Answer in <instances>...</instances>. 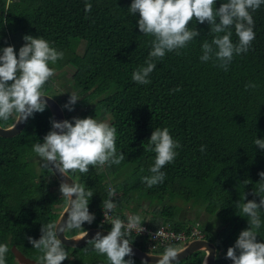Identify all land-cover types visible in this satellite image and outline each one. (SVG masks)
Returning a JSON list of instances; mask_svg holds the SVG:
<instances>
[{
    "label": "trees",
    "instance_id": "trees-1",
    "mask_svg": "<svg viewBox=\"0 0 264 264\" xmlns=\"http://www.w3.org/2000/svg\"><path fill=\"white\" fill-rule=\"evenodd\" d=\"M131 2L0 0V48L13 46L18 54L25 35L42 36L64 53L62 60L49 65L55 71L76 58L70 82L80 100L72 111L62 108L65 120L71 121L74 109H81L79 118L105 120L117 129L116 148L125 154V161L102 169L90 167L87 174L70 173L74 182L84 183L94 191L88 208L95 219L83 224V230H110V225L100 222L108 186L120 198L114 201L115 217L126 218L121 208L128 202L133 204L132 215L141 216L146 208L159 206L150 212L155 217L145 223L142 218V224L151 229L167 226L186 231L193 223L185 227L183 222H177L178 210L170 203L200 201L201 210L213 219L204 228H211L214 222L220 225L215 234L199 227L203 239L216 247L214 264H232L226 258L227 249L248 227L247 217L239 216L235 203H242L244 195L245 202H259L252 192L260 180L258 173L264 171V150L253 143L255 138L264 139V5L252 13L255 39L250 50L235 56L228 71L211 61H200L201 44L205 40L211 42L215 34L209 32L207 23L193 21L189 27L199 31L200 36L181 50V55L167 53L157 61L149 77L151 83L141 85L132 80V73L144 65L152 37L140 33L139 14L128 11ZM222 2L216 0L215 7L218 9ZM86 3L92 5L91 12H85ZM232 31L233 42H238L234 28ZM50 80L43 88L47 95ZM249 82L257 87L245 90ZM177 87L181 91H170ZM60 98L63 105L67 103L66 95ZM14 119L15 116L0 121V127H8ZM50 121L45 109L29 117L15 137H0V243L13 245L34 261L40 253L32 248L28 237L39 239L41 225L53 222V210L65 205L58 183L50 170L40 168L39 157L32 151V146L42 142L51 129ZM157 127H167L181 147L176 149L179 154L174 162L161 169L166 174L164 182L148 188L142 177L151 175L149 168L154 164L155 153L145 152L143 144ZM202 145L207 146L204 152L200 151ZM116 178L119 180L115 184ZM246 179L251 183H243ZM142 202H146L145 210L141 209ZM260 215L262 227L257 241L264 242V210ZM127 238L148 252L142 242ZM164 249L152 253L162 254ZM66 251L69 256L62 264H108L106 256L98 255L88 244ZM202 255L193 253L180 264H200ZM6 264H17L10 251Z\"/></svg>",
    "mask_w": 264,
    "mask_h": 264
},
{
    "label": "clouds",
    "instance_id": "clouds-1",
    "mask_svg": "<svg viewBox=\"0 0 264 264\" xmlns=\"http://www.w3.org/2000/svg\"><path fill=\"white\" fill-rule=\"evenodd\" d=\"M215 4L216 0H132L128 11L133 15L139 14L137 26L140 33L152 37L151 50L144 65L132 73V80L141 85L150 84L149 77L155 70L157 61L163 60L167 53L181 55V50L200 36L199 31L189 27L193 21L207 23L209 32L215 34L211 42L205 40L201 44L200 61H211L228 71L235 56L246 54L250 50L255 39L252 13L264 5V0H224L218 9ZM91 9L92 5L86 3L85 12H91ZM233 28L238 37V42L235 43L232 40ZM23 40L24 44L19 48L18 54L13 46L0 48V121H8L15 116L11 129H15L17 123L24 122L34 113L45 111L47 102L44 98L52 97L46 95L43 88L55 75V68L49 65H55L64 58L63 51L57 50L42 36L34 38L25 35ZM256 87L255 83L249 82L245 85V90ZM170 91L175 93L181 89L177 87ZM78 100L80 98L76 93H69V99L62 107L72 111V106ZM50 122L51 129L43 137V141L32 146V151L39 157L41 169L52 173L55 170L62 177L70 178V173L87 174L90 167L102 169L125 161V154L118 152L116 148L117 129L109 122L93 117H74L71 121ZM253 143L264 150V139L255 138ZM180 147L179 141L170 135L167 127H157L151 132L147 143L143 144L145 152L155 153L154 164L149 168L151 175L142 177V182L148 188L164 182L166 174L161 169L174 162L179 154L176 149ZM206 147L202 145L200 151L204 152ZM258 175L260 180L252 195L258 196L259 202L255 199L245 202L244 195L242 203H235L239 216L247 217L248 227L239 233L235 244L227 249L226 258L232 264H264V242L257 241L262 227L260 213L264 210V195H261L264 194V171ZM243 183L247 185L251 181L246 179ZM59 192L66 202L60 219L41 225L39 239L28 237L32 248L40 253L35 258L36 264H62L68 259L69 253L58 236L62 234L64 237L67 231L80 230L77 239H82L87 236L82 225L91 224L95 219L88 208L94 194L91 188L71 179V184L65 181L60 183ZM116 195L114 188L108 190V198L103 201L104 217H108L116 208L117 205L113 202ZM142 222V217L136 214L128 216L126 223L117 216L111 219L107 235L97 232L87 240V244L98 255L106 256L108 264H134L132 241L127 237L133 230L138 233L144 231ZM204 249L206 256L203 264H207L206 258L210 252ZM9 251L7 243H0V264H6ZM85 251L88 249L85 248ZM182 252V249L168 245L159 256L157 264H180L178 254ZM142 264L147 262L142 261Z\"/></svg>",
    "mask_w": 264,
    "mask_h": 264
},
{
    "label": "water",
    "instance_id": "water-1",
    "mask_svg": "<svg viewBox=\"0 0 264 264\" xmlns=\"http://www.w3.org/2000/svg\"><path fill=\"white\" fill-rule=\"evenodd\" d=\"M44 99L47 102L46 109L49 112L50 119L55 120V121L65 120L62 108L57 103V101H55L53 98L49 99L48 97H45ZM14 122H15V119L13 120L12 124ZM26 122L27 120L21 123H17L15 129H11L12 124L5 128L0 127V137L1 138L15 137L23 130ZM51 174L53 178L56 180V182L58 183V185H60L62 181H65L71 184V179H70L71 177L70 178L62 177L59 173L55 172V170H53V173L51 172ZM73 199H75V195H73ZM65 207H66V202H65L63 209L61 210V212L58 214L57 218L54 221H58L60 219ZM66 218H67V214H65L64 219ZM84 230L87 232V236L82 239H77V237L80 235V232L72 234L73 231H70L68 235H66V232H65L64 234L65 239L62 234L59 235L58 238L62 240V243H64L65 248L76 249V248H80L84 246L85 244H87V240L91 239L97 232H100L101 235L108 234L107 230L100 229V228H87ZM131 247L133 250L132 258L140 262L146 261L147 264H157L159 256L162 255V254H153V253L142 251L132 244H131ZM204 248H206L210 252V255L207 256L206 258L207 264H214L215 257H216V247L212 242L204 240V239L191 240V241H188L183 246L179 247V249H182L183 252L178 254V260L182 261L183 259H185L186 257H188L189 255L193 253L201 252L203 255H202L200 264H203V259L206 256V250ZM10 253L12 254L17 264H36L34 260H31L23 256L13 245L10 246Z\"/></svg>",
    "mask_w": 264,
    "mask_h": 264
},
{
    "label": "rangeland",
    "instance_id": "rangeland-1",
    "mask_svg": "<svg viewBox=\"0 0 264 264\" xmlns=\"http://www.w3.org/2000/svg\"><path fill=\"white\" fill-rule=\"evenodd\" d=\"M77 64V59L74 58L72 59L71 63L62 68L61 70H57L55 71V75L51 78L50 82H51V88L49 89V94L48 96H51L55 101L59 102V99H61V96H65L67 97V101L69 99V93H76L77 92L73 89V86L70 82V76L72 73V70L75 68ZM52 92V93H51ZM46 94V93H45ZM78 95V94H77ZM79 97V95H78ZM61 105V108H63V104L61 102H59ZM79 114H82V110H76L74 109V112L72 114V118H79ZM101 121H105V120H101ZM10 126V125H9ZM33 159L37 160L38 157H34ZM33 165L32 167H35V163L32 162ZM34 169V168H33ZM119 179L116 178V180L113 181V183H117ZM120 198H118V195L115 197V201L119 200ZM127 200V198H126ZM125 200V201H126ZM124 201V202H125ZM123 202V203H124ZM147 202V201H146ZM146 202H142L141 203V209L145 210V204ZM167 201H165L164 203H166ZM201 203L200 201L197 202H187V203H182L180 201H173L170 203L171 206L176 207L178 210V217H176V221L177 222H183V224L188 226L189 224L193 223V224H197L199 226H202V230L204 231H209L210 234H215L219 228L220 225L217 222H214L213 226L211 228H204L206 227V223H210L212 222V218H210L208 215H205L204 212L201 210L202 208L199 206ZM132 202H128L125 205H122L121 208V212L124 213L126 216H130L132 214H130L131 212V207H132ZM156 207V205L153 208H146L145 213L141 214V217L144 219V223L145 221H148L150 218L155 217L154 214H151L150 212ZM63 209V208H62ZM60 208H55L52 212V219L55 220L58 216V214L61 212ZM156 209H159V206L156 207ZM143 215V216H142ZM191 224V225H193ZM145 225V224H144ZM201 229V228H200ZM73 231V230H72ZM76 233H78V230L75 231ZM68 233V231H67ZM186 243H181L179 245L176 246V248H179L181 246H183Z\"/></svg>",
    "mask_w": 264,
    "mask_h": 264
},
{
    "label": "built area",
    "instance_id": "built-area-1",
    "mask_svg": "<svg viewBox=\"0 0 264 264\" xmlns=\"http://www.w3.org/2000/svg\"><path fill=\"white\" fill-rule=\"evenodd\" d=\"M110 188L111 187L108 186L106 191L108 192ZM115 197L113 202L115 201ZM112 218H115L113 211L109 213L108 217H104V208L102 206L100 210V222L110 225ZM127 218L128 216H126V218L120 219L126 223ZM142 228L144 231L138 233L136 230H133L129 236H131L136 241L142 242L146 250L150 253L168 245L173 246L175 244L187 243L188 241L201 239L203 237V234L201 233V230L198 228L197 224L188 227L186 231H174L169 229L167 226H159L155 229H151L144 224H142Z\"/></svg>",
    "mask_w": 264,
    "mask_h": 264
},
{
    "label": "flooded vegetation",
    "instance_id": "flooded-vegetation-1",
    "mask_svg": "<svg viewBox=\"0 0 264 264\" xmlns=\"http://www.w3.org/2000/svg\"><path fill=\"white\" fill-rule=\"evenodd\" d=\"M75 231H76V230H73L72 234L76 233ZM69 232H70V231H68V234H69Z\"/></svg>",
    "mask_w": 264,
    "mask_h": 264
}]
</instances>
